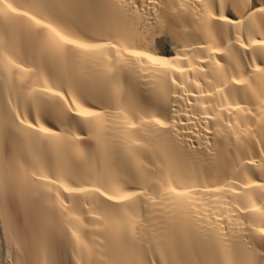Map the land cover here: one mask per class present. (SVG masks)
I'll return each mask as SVG.
<instances>
[{"label": "bare ground", "instance_id": "6f19581e", "mask_svg": "<svg viewBox=\"0 0 264 264\" xmlns=\"http://www.w3.org/2000/svg\"><path fill=\"white\" fill-rule=\"evenodd\" d=\"M0 264H264V0H0Z\"/></svg>", "mask_w": 264, "mask_h": 264}]
</instances>
